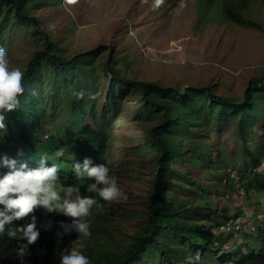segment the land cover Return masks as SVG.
Listing matches in <instances>:
<instances>
[{
  "label": "rangeland",
  "instance_id": "obj_1",
  "mask_svg": "<svg viewBox=\"0 0 264 264\" xmlns=\"http://www.w3.org/2000/svg\"><path fill=\"white\" fill-rule=\"evenodd\" d=\"M211 3L212 9L207 11L202 0H162L159 6L155 0H75L74 3L53 0L33 13L38 17L39 26L60 48V54L70 57L104 44L112 46V63L126 77L166 85L213 84L218 93L240 97L250 78L264 75V0H247L242 10L247 18L259 23V28L224 18L219 10L222 0H211ZM34 29L30 22L20 24L11 20L8 23L0 47L6 49L10 68L19 67L23 71L31 53L43 46L42 36L34 33ZM109 50L105 46L103 51L96 53L92 60L95 70L85 81L88 94L79 96L78 100L86 108L94 102L98 119L111 128L108 147L112 174L117 177L127 200L107 202L109 220H105L96 232L100 234L102 245L122 249L131 241L146 210L154 154L145 147L147 137L144 133L156 117H146L139 92L135 90L123 96L117 111L108 109L110 76L104 72L103 63ZM57 74L65 77L63 73H55L52 66L44 65L32 85L45 104V116L41 120L50 123L45 126L59 130L60 135L70 134L68 96L73 87L63 83L56 85L54 77ZM90 95L95 99H90ZM263 99L259 96L258 102ZM262 123L264 118L250 129L245 143L235 121L211 119L201 128H192L183 144L190 148L195 139L207 141L212 148L208 151L210 158L219 159L218 166L222 167L206 170L202 168L201 159L191 153L173 164L174 168L188 172L198 183L205 184L177 187L176 204L210 201L219 211L216 219L222 222L223 215L228 214L240 220L245 237L222 232L221 238L212 239L214 245L220 244L224 250L237 254L246 252L252 245L257 246L262 240L257 234L264 227V150H260L257 159L251 155L258 147H264L260 137ZM73 146L69 141L67 150L72 152ZM218 176L226 177L227 184ZM90 189L91 185L85 190L79 188L82 195L94 197ZM92 215L86 218L89 224ZM183 217L194 219L195 215L189 211ZM67 219L70 224L71 218ZM213 229L220 231L217 227ZM90 233L83 236L70 232L68 239L55 248L52 264H59L61 250L65 248L84 252L94 239L91 225ZM194 260L189 253L186 261ZM148 264L167 262L154 253Z\"/></svg>",
  "mask_w": 264,
  "mask_h": 264
},
{
  "label": "trees",
  "instance_id": "obj_2",
  "mask_svg": "<svg viewBox=\"0 0 264 264\" xmlns=\"http://www.w3.org/2000/svg\"><path fill=\"white\" fill-rule=\"evenodd\" d=\"M52 1L0 0V41L11 20L20 24L32 23L35 26L34 33L40 34L43 39V46L31 53L23 70L24 93L19 97V107L7 114V131L0 139V156L6 154L18 161L17 166L19 163H26L29 167L39 166L43 158L47 166L54 163L60 168L56 183L62 186H77L83 190L94 181L85 177L78 178L73 172L75 162L82 163L85 157L91 158L94 164L104 163L112 175L113 163L108 147L110 125L100 122L94 102L86 108L78 100L79 93L87 96L85 81L95 70L92 60L96 53L103 51L106 46V49H110L103 63L104 72L110 76L107 91L108 109L117 111L123 96L135 90L139 92L146 117H156V121L146 128L144 133L147 137L145 147L154 154V173L147 190L144 215L132 234L131 241L122 249L102 245L100 234L96 230L104 225L105 220H109V211L106 208L107 202L94 192V198L103 205V210H97L93 206L90 225L96 235L93 234L91 245L82 253L88 257L90 264H148L154 253L163 256L167 264H264V227L257 234L262 236L261 242L257 246H250L246 252L237 254L224 250L220 244L214 245L213 237L221 238L223 232L219 229L221 221L216 219L219 211L210 201L194 205L188 202L176 204V188L198 181L188 172L173 167L177 159H183L189 153L201 159L202 168L206 170L222 167L218 166L219 159L210 158L208 151L212 148L207 141L195 139L190 148L183 144L191 134L192 128H201L203 123L211 119L235 121L240 138L246 143L250 129L264 118V99L258 102L259 96L264 97V75L250 78L243 94L237 97L218 93L213 84L166 85L157 81L126 77L112 63V46L107 47L104 44L70 57L65 56L60 54V48L39 26L38 17L33 13V10ZM202 3L207 11L212 9L211 0H202ZM246 6L247 0H222L219 10L226 19L259 28L257 21L242 13ZM44 65L52 66L55 73H63L70 80L57 74L54 77L56 85L63 83L73 87L72 94L70 91L68 96L70 134L60 135L59 130L45 126L46 123L50 124L49 122L41 120L45 116V104L35 93L32 84H35L36 75ZM26 89L28 93H25ZM260 131L261 143L264 144V123L260 125ZM46 132L49 134L45 137ZM69 141L74 145L72 152L67 150L64 157H56V150L60 147L68 148ZM261 149L264 150V147H258L251 155L257 159ZM8 171L7 167L0 165V177ZM224 178L226 177L218 176L226 185V179L230 181L231 178L228 173L227 178ZM198 184L205 185L202 182ZM262 185L264 186V179ZM245 191L247 192V188ZM0 209H3V205H0ZM189 211L194 212V219L183 217ZM32 216L36 218L40 235L34 244L28 245L27 255L19 257L18 248L21 243L26 244L27 241L20 239L22 234L18 231L15 238H10L7 232L8 229L16 230L17 226L30 222ZM234 218L235 216L228 214L223 215V221ZM61 221L69 224L63 214L37 208L29 217L6 225L5 232L0 234V264H52L51 258L55 248L70 236V233L63 234ZM215 227L220 230L219 233L214 231ZM232 233L246 236L242 228L225 234ZM189 253L195 258L193 262L186 261Z\"/></svg>",
  "mask_w": 264,
  "mask_h": 264
},
{
  "label": "clouds",
  "instance_id": "obj_3",
  "mask_svg": "<svg viewBox=\"0 0 264 264\" xmlns=\"http://www.w3.org/2000/svg\"><path fill=\"white\" fill-rule=\"evenodd\" d=\"M68 2L74 3L75 0ZM155 3L159 6L162 0H155ZM23 77L24 72L19 67L10 68L6 49L0 47V130H3L0 137L7 131V114L20 105L19 97L24 93ZM78 95L83 97V93ZM89 98L95 99V96L90 95ZM66 153L67 148L60 147L55 156L64 157ZM0 165L9 169L0 177V205H3V209H0V234L5 232L6 225L29 217L37 208H43L71 218L70 224L60 222L63 234L75 231L79 235H91L86 218L92 215L93 206L102 211L103 205L92 196L82 195L76 186H58L56 182L60 168L57 164L47 166L42 158L37 167H29L26 163H19L17 166L15 158L4 154L0 156ZM73 172L78 178L93 180L90 190L97 193L103 201L127 200L117 177L109 174V168L104 163L94 164L91 158L85 157L82 163L73 164ZM17 231L22 234L20 239L27 241L26 244L21 243L17 251L19 257H24L27 255L28 245L34 244L40 235L35 216H32L30 222L17 226L16 230L8 229L7 234L10 238H15ZM53 258L54 254L51 261ZM59 264H90V261L78 249L65 248L61 250Z\"/></svg>",
  "mask_w": 264,
  "mask_h": 264
},
{
  "label": "built area",
  "instance_id": "obj_4",
  "mask_svg": "<svg viewBox=\"0 0 264 264\" xmlns=\"http://www.w3.org/2000/svg\"><path fill=\"white\" fill-rule=\"evenodd\" d=\"M233 174L231 173V176ZM241 222L239 219L235 218L233 220H224L220 223L219 229L225 233H228L229 231L236 232L237 230L241 229Z\"/></svg>",
  "mask_w": 264,
  "mask_h": 264
}]
</instances>
